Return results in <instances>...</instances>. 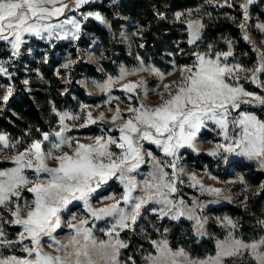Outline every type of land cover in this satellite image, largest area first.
<instances>
[{"label":"snow or ice","instance_id":"6c2138e0","mask_svg":"<svg viewBox=\"0 0 264 264\" xmlns=\"http://www.w3.org/2000/svg\"><path fill=\"white\" fill-rule=\"evenodd\" d=\"M88 3L89 0H72V4H65L62 0H0V40L9 41L12 54L19 56L25 33L37 36L47 33L49 39L53 36L78 39L81 25L74 15L58 23L52 20L71 11L73 6L79 9ZM250 3L252 0H244L239 5L245 20L248 19L247 6ZM182 15L176 13V18L180 19ZM88 16L107 23L99 13H87L85 18ZM185 23L190 37L188 43L196 44L201 39L203 23L199 20ZM244 27L242 23L241 28ZM257 28L264 32V24L257 25ZM244 39L250 40V37L245 34ZM228 43L226 52H213L209 45L208 52L193 53V64L178 67L181 79L164 84L165 91L160 93V102L155 105L147 103L139 94L140 89H144V97L148 95L145 80L121 83L141 71L151 72L163 80L164 73L150 65L145 67L142 60L138 67H122L118 77H108L99 84L100 90L107 94L104 103L109 112L113 111L112 100L119 99L111 95L112 88L121 84V90L129 94L127 116L119 105L114 106L110 120L104 112L94 118L92 112L87 111L84 123L79 127L110 123L119 131L118 137L105 134L112 133L113 128H102L92 143H81L79 139L66 135L71 129L65 123L68 119L79 120L81 116L57 113L58 131L44 132L42 139L33 140L23 151L4 157L14 166L0 169V248L11 249L12 254L0 252V264H136L131 256L121 260L122 250L129 245L120 239V233L134 225L148 205L158 206L153 211L160 218L175 220L187 216L195 222L197 235H205V221L197 215V210L204 205L194 200L192 206L187 207L183 199H176L178 185L184 183L182 177L187 175L192 182L190 187L198 186L202 193L220 198L223 190L205 185L195 173H185L179 166V149L187 146L198 151L197 133L207 127V121H211L220 129L219 134L223 135L225 143H217L210 155L234 153L257 161L264 170V120L244 111L231 115L244 104L264 106V96L247 91L240 83V73L251 72L250 77L245 75L243 79L259 85L260 77L264 75V51L257 49V63L249 70L228 63V58L233 55L231 42ZM68 66L63 65L64 68ZM0 73L11 75L2 64ZM12 91L9 86L2 97L3 102L9 100ZM145 141L155 144L165 157L172 159H159L152 151H146ZM20 143L11 142L0 134L3 148L18 147ZM113 146L117 151L112 150ZM56 152L61 154L56 155ZM49 161L54 166H49ZM147 164L151 165L150 171L141 174V166ZM114 179L123 186L121 197L114 194L100 196L101 201L114 202L93 207L92 199ZM25 191L32 194L31 200L24 197ZM73 202H82L83 208L95 220L105 221L107 218L105 222L110 225L105 233L107 239L99 238L94 226L86 227L88 220L75 213L67 220L62 219V214ZM215 202L218 200L209 201ZM6 223L21 226L22 231L16 240L7 238ZM223 223L231 229L237 227L228 217L223 218ZM258 223L264 230V220ZM58 230L65 232L62 238H58ZM45 239L54 252L45 250ZM17 244L21 246L22 255L19 256L15 254ZM152 244L155 254L146 255L143 264H227L229 260L244 256L252 259L254 264H264V236L248 243L229 231L223 240L217 241L214 255L195 259L184 249L173 251L166 240L152 241Z\"/></svg>","mask_w":264,"mask_h":264},{"label":"rangeland","instance_id":"374dc122","mask_svg":"<svg viewBox=\"0 0 264 264\" xmlns=\"http://www.w3.org/2000/svg\"><path fill=\"white\" fill-rule=\"evenodd\" d=\"M121 0H89L88 4L82 5L79 9L74 6L71 11L66 12L61 17H54L52 22L58 23L60 20L75 16L81 25L80 34L78 39H57L53 36L49 39L47 33H42L41 36L35 34L25 33L22 37L23 43L20 46V55L14 56L11 43L9 41L0 40V64L3 65L10 73V76L0 73V112L6 111L9 104L14 100L16 95L20 91H24L30 98H32L39 105L44 106L47 102L49 106V114H54L55 119H51L49 114L45 118V124L47 131H40L39 128L34 130L29 128L22 130L19 135L12 136L4 130H0V134L5 135L11 142H21L18 147L3 148L0 146V169H7L13 167L11 160L4 159V157H11L18 152L23 151L24 148L29 145L33 140L42 139V133L58 131L60 128L59 116L57 113H69L73 115H80L81 119L71 120L68 119L65 123L71 129L66 135H70L80 140L81 143H92L95 136L101 134L102 128H113L111 134L114 137L119 136V131L115 130V126L112 124H97L89 125L87 128L79 127L84 123L86 112L91 111L93 117H98L101 112H104L106 117L110 120L116 105H119L121 110L127 116V108L129 107V101L127 96L129 94L121 90V84H116L112 88L111 95L118 97L119 99H113L111 104L113 111H107L108 105L104 103L107 99V94L102 92L98 87L108 77L115 79L119 76L121 68L132 69L138 67L140 61L144 62L145 67L153 66L158 68L164 73V78L161 80L155 74L151 72L141 71L135 75H130L125 78L121 83H126L129 80L136 81L143 79L146 81V88L148 95L144 97V89H140V96L146 99L147 103L155 105L160 102V93L165 90L164 84H171L172 81L181 79V73L178 71L179 66L193 64L195 57L193 53L208 52L209 45H211V51L213 52H226L229 50V43L231 42V51L233 55L228 58V63L239 64L245 69H253L258 60L257 49L264 51V32H261L257 25L264 24V19L261 17L264 14V0H252V3L248 4V19L245 20L243 16V9L239 7L244 3V0H199L197 7L183 8L180 10L166 11L157 15L160 21H166L169 24H173L178 34H185V39L178 38L173 41V47H165L161 54L156 55L154 49L146 48L145 42L149 38L147 35V28L140 24L138 21L131 19L129 16H122L119 9V3ZM65 4H72V0H62ZM106 6L108 10L113 11L116 18H122L121 28L119 34L115 35V29H112L111 19L99 10V6ZM228 5H232L231 7ZM59 6V5H57ZM87 13H99L107 23H102L95 19V16H88ZM176 13H182L180 19L176 18ZM162 14V16H161ZM219 18H225L229 22L235 23L239 29V39L231 34H223L215 40H207L205 30L207 23L205 19H209L208 22L214 21ZM187 20H199L203 23L201 39L196 44H189V33L187 30ZM245 24L244 28H241V24ZM70 27V26H69ZM101 27L108 33V43L104 44L99 38L98 34L93 30ZM247 34L250 40H245L244 36ZM62 35V33H61ZM12 37H9L11 40ZM244 41L249 44L250 50L243 49L244 51L237 50L239 41ZM185 41L189 49L184 48L182 43ZM121 46V48H120ZM255 46V47H254ZM114 49V50H113ZM113 50V51H112ZM181 60H189L190 62L180 63ZM68 64V68H64L63 65ZM169 73H171L169 75ZM240 83L243 87L252 93L264 96V75L260 77L259 85L252 83L250 79L245 80V75L251 76V72H242ZM27 81V83H25ZM12 87V95L5 103L2 101V97L6 94L7 88ZM20 94V93H19ZM53 94V95H51ZM54 96V97H51ZM87 106V109H82V106ZM98 106V107H97ZM55 109V110H54ZM249 112L256 115L259 119L264 120V106L259 104H244L240 109L232 111V116H236L239 112ZM207 127H202L197 133L196 147L197 150H193L187 146L179 149V166L183 167L185 173H195L205 185H211L221 188L222 196L220 198L214 197L208 193H202L199 187H190L192 183L187 175L182 178L183 184H179V195L176 199H183L187 207H191L193 201H199L204 207L197 210V215L202 218L204 223L205 235H197L195 230V222L189 220L187 216L179 219H171L170 217L160 218L157 212L153 211V208L158 206L148 205L142 210L141 216L137 219V222L129 229H125L120 233V239L125 243L123 234L131 231L142 236L145 241H161L166 240L168 246L177 251L184 249L185 252L191 258H204L209 255H214L216 252V243L218 240H223L232 231L238 238H242L238 235L239 230L238 220L229 215L227 211L222 210L223 206H240L246 209L247 200L256 192L262 190L264 184H258L252 186L247 180V177L242 169L237 167V163L251 164L253 167L264 173L255 160H249L244 156L236 155L234 153L222 152L219 156L210 155V151L213 150L217 143H225L223 135L219 134L220 129L216 127L211 121L206 122ZM47 142H45L46 144ZM146 151H152L153 154L159 159L171 160V157H165L164 153L155 144L150 142H143ZM70 151L69 149H65ZM113 151H117L113 146ZM56 155L61 154L56 152ZM205 155L209 159H204ZM224 157H227L225 159ZM49 166H54L52 161H49ZM151 165H142L140 173L144 174L150 171ZM168 171H171L168 169ZM29 177L31 173L29 172ZM141 178L138 176V179ZM123 186L118 180H112L109 185L99 193L91 203L93 207H103L105 204L113 203L112 200H100V196H108L114 194L117 198L121 197ZM26 199L31 200L32 194L28 192L23 193ZM227 197V198H225ZM218 200L215 203H209V201ZM75 213L78 217L86 218L88 224L86 227H93L95 234L101 239H107L106 231L110 226L105 221L95 220L91 217L90 213L83 208L82 202H73L69 205L68 210L62 214V219L67 220L68 217ZM251 216V215H250ZM228 217L236 223L237 227L231 229L226 227L223 223V218ZM253 218V217H252ZM263 220V219H262ZM261 220V221H262ZM186 221L193 229V236L196 239L212 238L214 240L215 251L213 254H208L203 257L191 256L188 251L183 247L173 249L169 241V232L172 222ZM260 219L258 220V222ZM76 222V221H73ZM257 228V236L252 237L245 242H252L258 240L261 236H264V230H259L260 224L253 223ZM104 230V232H101ZM5 231L9 240H16L17 234L22 231L21 226L6 223ZM58 238H62L65 235L64 231L58 230ZM191 235V236H192ZM156 236L155 238H152ZM243 239V238H242ZM244 240V239H243ZM153 246V244H152ZM15 254L22 255L20 252V245H15ZM44 248L46 251L54 252V249L48 246L47 240L44 241ZM153 255L155 254V247ZM140 247H138V251ZM122 250L121 260L131 256L135 259L136 264H143V258L148 253H139V256H135L134 251L129 250L124 252ZM0 252L4 255L12 254V250L8 248H0ZM254 264L253 260L247 256L237 258L234 261L229 260L227 264Z\"/></svg>","mask_w":264,"mask_h":264},{"label":"trees","instance_id":"16d2710c","mask_svg":"<svg viewBox=\"0 0 264 264\" xmlns=\"http://www.w3.org/2000/svg\"><path fill=\"white\" fill-rule=\"evenodd\" d=\"M198 1L199 0H121L118 6L122 16H129L131 19L138 21L147 28V35L149 38L146 40L145 46L146 48L154 50L155 46V53L158 55L162 53L165 47H173V41H176L178 38L184 40L186 35L184 33L178 34L173 24L160 21L157 15L167 10L173 11L197 7L199 4ZM99 10L111 19L112 29H115V35L116 32L119 34L121 23L123 22L122 18H116V14L108 10L106 6H99ZM261 17L264 19V14H262ZM208 21L209 19H205L207 23V28L205 30L207 40H215L227 33L239 39V29L236 27L235 23L229 22L225 18H219L211 22ZM93 31L98 34L104 44L108 43V33L106 31L101 27ZM182 45L184 47L182 49H189L185 41H183ZM236 49L240 50V52L244 51L243 49L249 51L250 46L240 39ZM186 62L190 61H180V63ZM19 93L15 96L16 98L11 101L7 110L0 112V130H4L12 136L19 135L20 131L29 128L33 130L39 128L40 131H47L48 129L45 124V118L47 114H49L47 102L42 106L30 98L24 91H20ZM49 117L51 119L56 118L54 114H49ZM202 157L207 160L209 159V157L205 155ZM237 167L244 171L247 180H249L252 186L264 184V173L256 170L253 165L241 164L238 162ZM222 210L227 211L229 215L238 220L240 228L237 233L244 240H250L252 237H256V231L258 230L253 223L257 225L259 219L260 221L262 219L264 220V187L262 190L250 196L247 200L246 209L240 206L226 205L222 207ZM259 230H261V226ZM169 233V241L173 249L183 247L194 257H203L208 254H213L215 251L214 240L212 238L196 239L192 235V227L186 221L172 222ZM155 237L156 236L152 238ZM123 238L129 245L124 252L132 250L135 256H139L142 250V253L152 254L154 252L151 241H145L142 236H137L134 232L128 231L124 233ZM138 247H140L139 251Z\"/></svg>","mask_w":264,"mask_h":264}]
</instances>
